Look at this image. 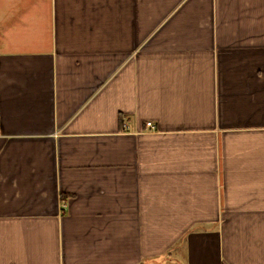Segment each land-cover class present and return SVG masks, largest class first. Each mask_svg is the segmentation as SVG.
<instances>
[{
	"label": "crops",
	"instance_id": "obj_1",
	"mask_svg": "<svg viewBox=\"0 0 264 264\" xmlns=\"http://www.w3.org/2000/svg\"><path fill=\"white\" fill-rule=\"evenodd\" d=\"M0 264H264V0H0Z\"/></svg>",
	"mask_w": 264,
	"mask_h": 264
},
{
	"label": "built area",
	"instance_id": "obj_2",
	"mask_svg": "<svg viewBox=\"0 0 264 264\" xmlns=\"http://www.w3.org/2000/svg\"><path fill=\"white\" fill-rule=\"evenodd\" d=\"M148 127H150L151 129H153V125L151 123L148 124Z\"/></svg>",
	"mask_w": 264,
	"mask_h": 264
}]
</instances>
